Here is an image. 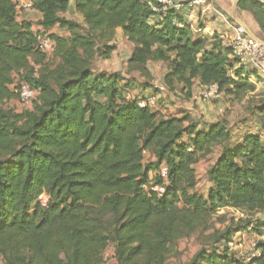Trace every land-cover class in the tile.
Returning a JSON list of instances; mask_svg holds the SVG:
<instances>
[{
	"label": "trees",
	"instance_id": "16d2710c",
	"mask_svg": "<svg viewBox=\"0 0 264 264\" xmlns=\"http://www.w3.org/2000/svg\"><path fill=\"white\" fill-rule=\"evenodd\" d=\"M30 1L43 13L44 31L18 22L16 0H0V254L6 264H108L111 247L117 264H167L174 245L206 228L218 209L264 213V104L255 113L260 133L230 145L223 122L200 128L189 115H160L159 100L152 109L126 98L133 85H151V61L168 64L170 88L199 80L233 100L256 90V70L231 58V48H207L191 25L174 11H156L155 2ZM72 2L86 29L61 16ZM238 8L252 15L264 37V3L240 0ZM56 25L69 35H46ZM117 29L134 44L126 72L138 73V84L121 72L93 70L94 60H109L117 50L111 43ZM42 37L55 43L49 55L37 49ZM22 81L37 96L32 109L19 112L6 103L19 98L14 84ZM219 146L207 173L210 187L201 193L195 165ZM164 164L167 181L160 175ZM154 185H163L164 194ZM252 218L239 219L236 233L258 230ZM223 237L233 239L230 226ZM256 244L260 253L250 262L227 245L223 253L200 250L188 264H264V239Z\"/></svg>",
	"mask_w": 264,
	"mask_h": 264
},
{
	"label": "rangeland",
	"instance_id": "374dc122",
	"mask_svg": "<svg viewBox=\"0 0 264 264\" xmlns=\"http://www.w3.org/2000/svg\"><path fill=\"white\" fill-rule=\"evenodd\" d=\"M261 37L264 38L262 35ZM128 55L129 49L122 45L121 48H117L116 52L113 53V56L115 57L112 56V59L116 62L124 64ZM96 60L101 62L103 61L101 58ZM236 60L239 61V59ZM167 67L168 64L165 62L151 61L149 63V68L154 76L151 80H156L155 84L157 83V85L163 86L165 88V90L156 89V92L159 97V107L162 108V110H166L167 115H189L200 128H207L210 124L216 121L223 122L226 124L231 134V139L229 140L230 145H237L239 140L244 137V135L258 131L259 123L256 116L257 114L255 113H257V107L264 104V77L256 76L258 80L256 81V84H258L256 90L249 92V94L245 96L243 100L229 99L228 95L224 94L223 97H220L216 100L204 101L201 99L199 101L202 102L197 104L195 103L196 100L195 102L192 100L193 93L191 92V88H187L183 83L178 82H175L173 88H170L165 84L164 76L169 70ZM93 70L96 73L100 71L103 72L95 65L93 66ZM231 73L233 74V71H231ZM134 74V76L140 78L138 73ZM255 80L256 79H254V81ZM260 82L262 84H260ZM145 85L146 86L143 89L151 87V85L147 82ZM131 88V93L137 98L138 96L135 95L134 92L138 87L133 85ZM201 90L202 88L198 91V93H200ZM6 106L14 108L19 112L24 109L33 108L32 105H23L18 99L7 102ZM220 151L221 150L219 146L216 148L214 153L201 159L195 165L196 176L198 180L197 188L201 193H206L210 187V184L207 180V173L209 168L215 163ZM252 217H247V215L241 211L235 210L233 208L218 209L214 213L209 225L206 228L196 231L188 238H184L174 245L167 264H188L196 255V253L203 249L209 251L210 253H223L228 245L227 240L223 237V232L226 230V228L229 226L231 227L232 237L234 238L236 237L237 222H239V219L249 220V218H252L255 226H257L256 228L259 229L254 230L251 236L250 234L242 235L239 239L240 243L238 244V246H243V250H246L248 246H250L251 241H256L261 238L264 239V224L259 227L257 223L258 219L264 222V213L255 214ZM112 248L113 247L107 251L105 257L108 258V264H117L116 260L113 258ZM0 264H6L1 254Z\"/></svg>",
	"mask_w": 264,
	"mask_h": 264
},
{
	"label": "crops",
	"instance_id": "0c3cea01",
	"mask_svg": "<svg viewBox=\"0 0 264 264\" xmlns=\"http://www.w3.org/2000/svg\"><path fill=\"white\" fill-rule=\"evenodd\" d=\"M149 4L154 2L153 0H146ZM180 1V0H178ZM185 1V0H183ZM18 8H17V20L19 23H26L30 24L32 29L34 31L40 30L44 31L42 26L40 25V22L43 19V13L39 12L38 10L34 9L32 7V2L30 0H17ZM235 0H215L212 3H206L194 8H185L180 12H177L176 14L179 15L180 20L183 24L191 25L194 31V38H203L207 40V48H213L215 50H224L229 48L230 44L233 42L235 36H236V27L240 24L238 20H242L246 22L249 27L258 35H260V29L255 22L252 15L246 11L240 10L238 7H235ZM61 16L66 19H72L75 20L77 23H80L81 26L86 29V25L84 23L83 16L78 13L75 9L74 2L71 3L70 9L65 12L61 13ZM181 22H177L179 26H182ZM46 35L56 34L58 36H68L69 31L65 28L60 27L59 25H56L55 27L49 29L46 31ZM112 44H116L117 48H121V46H126L129 49V55L126 57V62L124 64L120 62L114 61L112 58L109 60H103L101 61H94V65L103 72H121L123 73L126 78L134 77L138 83L142 82L143 78H139L137 76H134V73H131L130 75L127 74V62L128 59L131 57L134 44L129 42L127 38L125 37L122 29H117L115 33V38L113 41H111ZM116 52V51H115ZM118 53V52H117ZM117 55V54H116ZM113 56V55H112ZM231 58H234L233 55H230ZM115 57V56H113ZM238 65V63H236ZM93 65V66H94ZM125 65V66H123ZM239 65H243L245 67V70H256L258 76L264 77V72L261 69L255 68L253 65L248 63H240ZM101 72V71H100ZM254 79H256L254 81ZM251 80L257 83L256 81V75H251ZM264 80V79H263ZM156 80L151 83V87H148L146 89H143L142 87H138L136 91L134 92L135 95L138 97L144 96L147 93L155 90L157 83L155 84ZM260 84H262L260 82ZM199 88L204 91L206 89L205 86L201 85L199 80H195L192 83L191 86V92L193 93V99L195 103L200 104L204 100V97L202 96L203 91L201 90L200 93L198 91ZM141 86V85H140ZM197 86V87H196ZM258 86V84H257ZM163 87V86H160ZM163 90L165 88L163 87ZM225 93L222 92V96ZM229 97V96H228ZM229 99H231L229 97ZM193 102V103H194ZM189 107V106H188ZM159 111L160 115H167L166 110H162L159 106L156 109ZM194 114V113H193ZM258 131L253 133H260V122L258 121ZM243 137L239 140L238 143L242 141ZM155 172H150V177L152 178L154 176ZM238 233H241L242 235H249L251 236V229L243 230ZM236 233V235L238 234Z\"/></svg>",
	"mask_w": 264,
	"mask_h": 264
},
{
	"label": "built area",
	"instance_id": "2783aa9c",
	"mask_svg": "<svg viewBox=\"0 0 264 264\" xmlns=\"http://www.w3.org/2000/svg\"><path fill=\"white\" fill-rule=\"evenodd\" d=\"M157 6L154 8L159 12H180L185 8H194L206 3H212L215 0H153ZM55 43L48 37H42L38 40L37 49L45 54H51L54 51ZM229 48L232 50L234 57L238 58L240 63H248L253 65L255 68L261 69L264 72V44L248 34L245 28L239 24L236 27V36ZM264 74V73H263ZM15 93L18 95V100L26 106H30L33 100L37 96V91L30 88L24 81L14 84ZM156 89L163 90V87L156 86L155 90L147 93L141 97H135L132 93H128L127 100H135L141 107H150L155 109L158 106L159 97ZM202 96L206 100H216L222 96V93L218 85L213 84L206 87L203 91ZM160 175L164 181L168 178V167L164 164L161 166ZM152 189L159 193L164 194L165 187L163 185H154ZM47 197L42 199V203L46 204ZM251 229V227L249 228ZM241 233H238L229 243L230 251L234 252L237 259L244 262H250L252 259L257 257L260 253V249L257 248L256 241H251L250 246L246 250H243V246L240 243Z\"/></svg>",
	"mask_w": 264,
	"mask_h": 264
},
{
	"label": "water",
	"instance_id": "95a60500",
	"mask_svg": "<svg viewBox=\"0 0 264 264\" xmlns=\"http://www.w3.org/2000/svg\"><path fill=\"white\" fill-rule=\"evenodd\" d=\"M236 3H235V7H238V3L240 0H235ZM261 1L262 3H264V0H259ZM238 22L245 28L246 32L248 34H250L252 37L256 38L257 40L261 41L263 44H264V38H262L261 36H258L250 27L249 25L242 21V20H238Z\"/></svg>",
	"mask_w": 264,
	"mask_h": 264
}]
</instances>
